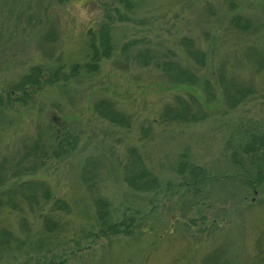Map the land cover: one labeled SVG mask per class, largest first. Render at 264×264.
Returning <instances> with one entry per match:
<instances>
[{"label": "rangeland", "instance_id": "rangeland-1", "mask_svg": "<svg viewBox=\"0 0 264 264\" xmlns=\"http://www.w3.org/2000/svg\"><path fill=\"white\" fill-rule=\"evenodd\" d=\"M130 1L127 9L116 0H0V98L12 92L0 105V160L14 161L35 139L75 138L68 153L0 184V228L16 239L0 264H264V0ZM103 13L111 50L86 70L94 66L86 32ZM145 48L170 52L195 83L171 84L141 64L135 55ZM32 67L47 80L57 70L56 79L25 96L12 86ZM236 88L245 95L228 106ZM175 97H195L205 117L162 121ZM98 100L121 123L101 117ZM131 152L154 188L124 181ZM96 198L107 203L104 223ZM45 218L57 226L45 230Z\"/></svg>", "mask_w": 264, "mask_h": 264}, {"label": "trees", "instance_id": "trees-1", "mask_svg": "<svg viewBox=\"0 0 264 264\" xmlns=\"http://www.w3.org/2000/svg\"><path fill=\"white\" fill-rule=\"evenodd\" d=\"M118 3H122V5L129 9L132 8L133 2L130 0H116ZM115 12H117L114 9ZM103 19H101L95 28H88L87 30V40L89 47V57L92 59V63H85L84 68L87 70H94L95 65L97 64V60H100L103 57H107L110 53L112 43L110 41V27H111V15L108 13L102 14ZM118 18H123L122 14H118ZM233 25L235 27H241L242 20L237 16L232 20ZM184 52L185 54L193 59L195 62L199 64H203V53L197 49L190 40L182 39ZM128 44H124V48ZM162 53V52H161ZM163 55H166L167 58H164ZM135 59L139 61L141 64H152L155 67L159 68L167 79V82L176 85H192L195 83L196 75L189 70L187 67L182 66L176 59L172 58L170 52H163L161 55L155 54L154 50L149 48H145L144 50L136 53ZM77 65V64H76ZM75 70V67L72 68ZM56 71H52L53 76L51 74L48 80L45 79L44 73H40V69L38 67H32L30 72L25 74L20 80L12 86L13 90H20L21 93L25 96L32 93L33 90L38 89L41 84L48 83L54 81L56 79ZM29 88V89H28ZM235 90V94H231L232 92H228L225 94V100L228 106L235 105L239 103L245 94H242V90ZM11 90L7 92V98L2 100L0 98V105L3 103L10 102V94ZM206 94L210 100H212L213 93L212 90L206 89ZM193 102L185 100L181 97H175L169 103H166L159 114L160 119L165 122H178V121H198L202 120L205 117V114L202 112V108L198 103L197 99L193 97ZM4 101V102H3ZM94 109L96 112L103 118L115 122L121 123L123 120V116L119 114L116 110H114L111 103L98 100L94 104ZM75 138L71 136L70 133L63 134L58 138L57 135L53 138L52 144L48 146L43 145V142L39 139H35L29 144H24V151L20 156L15 158L14 161L3 158L0 160V184L3 181L7 180L12 176H19L22 174L33 173L43 164V160L49 155L59 156L60 154L68 153L74 146ZM133 157L131 160V165L129 168L125 167V176L124 181L127 182L128 185L133 187L134 189L146 190L152 189L156 186V179L151 173L145 169L138 161L135 152H131ZM196 169V172H200ZM133 172V173H132ZM197 173L194 174L197 175ZM26 185V184H25ZM28 186V185H27ZM23 190V189H22ZM28 195L32 198L35 196V192L30 185L25 189ZM24 192V191H20ZM47 197V194L44 195ZM27 197V196H25ZM29 198V197H28ZM55 209L58 210H66L67 206L63 200L54 199L52 203ZM95 206L97 210V215L99 219L104 223L107 217V203L103 200L96 198ZM44 227L45 230L51 231L52 228L56 227V220L53 219H44ZM14 239L12 233L5 229L0 228V251L5 250L12 245Z\"/></svg>", "mask_w": 264, "mask_h": 264}]
</instances>
